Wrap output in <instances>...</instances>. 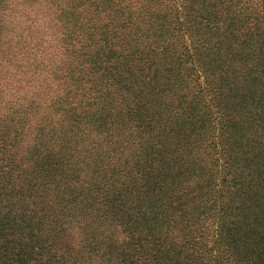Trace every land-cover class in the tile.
I'll return each instance as SVG.
<instances>
[{
    "label": "trees",
    "instance_id": "1",
    "mask_svg": "<svg viewBox=\"0 0 264 264\" xmlns=\"http://www.w3.org/2000/svg\"><path fill=\"white\" fill-rule=\"evenodd\" d=\"M0 264H264V0H0Z\"/></svg>",
    "mask_w": 264,
    "mask_h": 264
},
{
    "label": "rangeland",
    "instance_id": "2",
    "mask_svg": "<svg viewBox=\"0 0 264 264\" xmlns=\"http://www.w3.org/2000/svg\"><path fill=\"white\" fill-rule=\"evenodd\" d=\"M38 41H39L38 39H32L30 36H27L26 41L23 44L24 48H23V50H20L19 52H28L29 46H30V48L36 50L35 46H36ZM55 45H56L55 42L51 41V40H48V41L45 42V45H44L45 47L44 48L47 49V52H46L47 53L46 54L47 59H50L52 56H56L57 50L54 47ZM39 50H40V48L38 47V52H39ZM54 53H55V55H54ZM37 59L39 60L40 57L38 56ZM34 60L35 59H30L26 63V66L30 65V64H34L35 65L36 63L34 62ZM16 86H17V88H21V89L23 88L22 86H20V83L18 85H16ZM208 242H210V244H211L210 246H212V242L213 241H211V239H209Z\"/></svg>",
    "mask_w": 264,
    "mask_h": 264
}]
</instances>
